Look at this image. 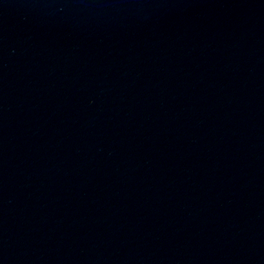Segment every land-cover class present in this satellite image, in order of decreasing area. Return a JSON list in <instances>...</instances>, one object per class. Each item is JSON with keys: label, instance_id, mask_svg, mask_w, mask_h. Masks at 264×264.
Wrapping results in <instances>:
<instances>
[{"label": "water", "instance_id": "95a60500", "mask_svg": "<svg viewBox=\"0 0 264 264\" xmlns=\"http://www.w3.org/2000/svg\"><path fill=\"white\" fill-rule=\"evenodd\" d=\"M0 264H264V0H0Z\"/></svg>", "mask_w": 264, "mask_h": 264}]
</instances>
